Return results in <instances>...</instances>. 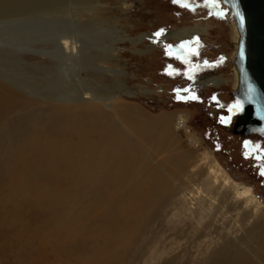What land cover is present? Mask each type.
Returning a JSON list of instances; mask_svg holds the SVG:
<instances>
[{
	"label": "rangeland",
	"instance_id": "rangeland-1",
	"mask_svg": "<svg viewBox=\"0 0 264 264\" xmlns=\"http://www.w3.org/2000/svg\"><path fill=\"white\" fill-rule=\"evenodd\" d=\"M218 2L90 0L88 5H75V9L67 4L64 9L35 18L38 22L24 19L14 23L15 39L28 49L19 57L22 79L27 86L36 82L42 89L37 95L42 96L40 99L28 98L31 89L27 86L24 94L21 92L20 107L27 111L28 120L34 117L40 121L44 117L50 121L49 125H63L65 120L79 119L84 110L96 106L101 114H108L113 128L126 135L143 154L147 163L144 175L154 169L171 190L165 191L167 195L163 193L160 206L150 207L138 222H133V230L127 227L130 223H120L118 229L129 235L125 236L124 248L116 249L113 244L119 239L114 235L117 230L109 235L101 228L94 230L99 224L95 217H99L104 207L103 201H99L98 184H90V188L86 183L73 190L74 178L58 172L53 181L47 172L48 163L39 168L42 169L39 174L19 176L12 172L22 164L14 156L7 153L4 156L0 146V264H211L223 248L228 249V242L245 253L250 264H264V252L259 255L255 252L260 241L254 238L259 232L264 233V176L260 175L264 170V139L230 132L234 111L231 95L234 72L229 62L232 40ZM186 28L204 30L192 39L200 40L199 56L189 57L194 68L192 80L186 75L189 65L176 58V49L185 41L165 44L172 46V57L166 54L165 45L143 55L140 51L152 42L133 43L143 34ZM60 31L64 39L58 44ZM9 59L7 65L11 69L15 59ZM213 76L223 80L219 87L193 93L199 97L196 101L177 99L176 89L189 88L202 77ZM82 89L94 91L98 101L80 103L78 100L84 98ZM145 89L148 94L143 93ZM52 92H63L65 102L58 101L63 100L61 97L46 99L48 95L52 97ZM60 106L65 112L55 114L53 109ZM133 109L153 119L171 118L168 133L171 140L160 152L145 145L122 121L120 112ZM114 111L120 113L117 112L118 117ZM180 118L185 120L176 124ZM106 135L112 134L107 131ZM245 142L249 144L247 149ZM206 153L212 154L210 160L205 159ZM179 160L185 164L183 169L177 167ZM215 163L222 170L217 184L212 183L214 180L208 174ZM238 186L249 189L254 200L237 199ZM31 187L34 190L30 191ZM38 189L40 193L59 191L60 205L33 206L41 197ZM142 198L145 200L144 195ZM91 203L93 211L86 208ZM51 214L60 221L51 222L56 219H48ZM75 218L83 220L78 224ZM100 224L104 228L105 220Z\"/></svg>",
	"mask_w": 264,
	"mask_h": 264
},
{
	"label": "bare ground",
	"instance_id": "bare-ground-1",
	"mask_svg": "<svg viewBox=\"0 0 264 264\" xmlns=\"http://www.w3.org/2000/svg\"><path fill=\"white\" fill-rule=\"evenodd\" d=\"M89 1L90 0H0V146L3 148L2 150L5 151H2L4 156L5 153H7V156L8 154L10 157L14 156L15 158H18V162L22 164L20 168L15 167V170H13L14 172H12L18 174L19 176L38 173L40 170H42L39 168H43L42 166L45 165V163H48L47 165H49V167L46 166L48 171L47 168L45 171L51 175L53 181L55 175L58 172L60 175L61 173L63 175H70L71 178L75 179H73L74 188L71 187L73 190L78 189L80 186L86 183L89 184V186L90 184H98L100 186V192H98L100 196L99 201H103L102 203L104 207L103 210H101L99 217H97L98 215L95 217L96 223L99 224L94 227V230L99 231L98 229L101 228L104 230V232H107L108 235L112 233V231L117 230L118 232L116 233L115 231L114 235H116L119 239L114 241L116 244H113V247L116 246L118 247L116 249H119L126 243L127 238L125 236L129 235V233L126 231L118 229L121 225L120 223H130V225L127 224V227H130V229L133 230L135 228L133 222L139 220L144 212L150 211V207L155 209V207L157 208L162 204L161 198L163 197V193H165L167 190H171L169 183L164 180L162 176H158L154 169L149 170L150 173L148 176L144 175L143 169L147 168V163L143 157V154L139 153L140 150L136 149L131 141L129 142V139L126 135L120 133L118 130L116 131L113 128V124H111L112 120H109V118L106 117L108 114H101L99 111L100 109L98 110L96 106H91L90 109L84 110L79 119L76 118L77 120L70 118L65 120L63 125L61 123L59 125H54L52 123L53 125L50 124L52 125L51 127L49 125L50 121L44 117H42L43 119L40 121L36 120L34 117L28 120L26 113L27 111L20 107V96H22L21 92L23 93V91H25V86L27 85L22 79V72H20V68L18 67L20 65L19 57L22 53L28 51V49L26 46L22 47L19 39H15V34L17 31L15 29L16 26L14 23L18 22L19 20L23 21L24 19L32 20L31 22H38L35 20V18L40 19L41 16H45L44 14L47 15V13L64 9L62 7H65L67 4H70V6H73L75 9V5H88ZM224 17L227 19V24L231 30L232 51L231 60H229V62L234 72V92L237 88V72L234 67L233 55L236 51L237 33L233 21L227 18V14H225ZM63 22L65 23V21ZM203 31L200 30V28H186L182 30L165 31L158 38L157 43H153V40L157 39L154 34H143L134 40L133 43H139L141 41L147 40L151 41V46H148L144 51H140V54L147 55L154 51L157 46H163L170 41H191L195 36L202 35ZM62 33L63 32L59 33L58 35H61ZM8 37H11L12 39L9 40ZM40 38L41 36L39 39ZM57 38L58 39L56 40L60 41L56 42L61 44V39L63 40L64 36L62 34ZM39 39H36V41ZM75 40L73 39V44L77 50L78 46L76 45ZM76 50L73 51L75 52ZM32 51L34 50H30V52ZM37 53L40 54V52ZM9 57L15 59V61L12 63L14 65H12L13 69L9 68L11 67L9 66L10 64L7 65V60H10ZM66 77L67 76L64 78ZM35 83L36 82H32L30 86H27L31 89V93L28 94V98L30 99H40L42 97L37 96L38 92L42 89L38 88L37 84ZM222 83V79H218L214 76L204 78L202 77L199 82L193 84L189 88L191 89L192 93H199L202 90H206L212 86L219 87ZM82 91L84 92L82 93L84 94V98L78 100L80 103L98 101V99L94 97V91H90L89 89H82ZM62 93L52 92V97H48V95L46 99L57 97H61L63 99ZM143 93L148 94L149 91L145 89ZM187 94L188 93L183 91L181 92L182 96ZM128 96H131V93H128ZM64 99L58 101L65 102ZM102 100L107 99H100V101ZM63 106L64 105H62V107ZM53 111L55 114H63L65 109L61 108L60 106L53 109ZM117 112L114 113L115 117H118ZM120 113L124 124L130 126L131 130H134L135 134L145 143V145L152 147L157 153L160 152L164 146H167V144L170 143L171 138L168 133L170 130L171 118L153 119L136 109L125 110L121 111ZM120 113L118 112V114ZM52 114L54 117H57L54 113ZM181 119H183V121L185 120L184 118H180L176 124H179ZM104 120H107V122ZM107 131L111 132L113 136H107ZM189 137L192 139L191 136ZM194 144L197 146L196 142ZM211 158L212 154H205L206 160H210ZM176 162L179 169L184 168L185 164L183 165L184 162H182V160ZM14 164L15 163H13V165ZM20 165L18 164V166ZM5 166L7 168V165ZM8 171L11 172L10 169ZM49 174L47 176H49ZM208 174L214 180L212 183L217 184L219 182V178H222L221 166L218 163H215L212 167H210ZM44 177L46 176L44 175ZM39 182L40 180L37 183L39 184ZM228 182L229 181L225 180L226 185L232 189L231 184ZM41 186L43 185L41 184ZM92 187H94V185ZM32 188L33 187H31L30 191L34 190V188ZM58 192L54 189L51 192L40 193V190L38 189L37 193L38 195H41V197L36 198V200L38 198L39 199L36 203L33 202V206L40 207V205H49L54 207L57 204L60 205L61 199L58 197L60 196ZM167 194L165 193V195ZM28 195H30V193ZM143 195L145 196V200H142ZM236 196L239 200H254L251 191L241 186L236 188ZM80 203L81 202H79V205ZM93 204L86 208L93 211ZM97 212L98 211H95L94 213L96 214ZM258 214L260 215L261 211ZM54 216L55 215L51 214L48 215L47 218H56L55 220H50L51 222L60 221L58 217L54 218ZM61 220H63V218ZM82 220L83 218H75L74 221L75 223L80 224ZM101 220H105L104 228L101 225L102 223L100 224ZM262 232H264V230ZM91 235L97 236L94 234V232H91ZM258 235H256V237L254 236L255 240L258 242L260 241V243H258L257 251H255L257 255L264 252V233L259 232ZM47 241H50V239H47ZM71 241L73 242L72 239L70 242ZM228 244L229 242L227 243L228 249H226V247L225 249L223 248L222 252L218 256H215L216 258L211 264H250L249 258L245 253H242L237 247L232 248L233 246L231 243L229 245Z\"/></svg>",
	"mask_w": 264,
	"mask_h": 264
},
{
	"label": "water",
	"instance_id": "water-1",
	"mask_svg": "<svg viewBox=\"0 0 264 264\" xmlns=\"http://www.w3.org/2000/svg\"><path fill=\"white\" fill-rule=\"evenodd\" d=\"M218 7L237 33V88L231 95L239 107H234L230 132L264 139V0H219Z\"/></svg>",
	"mask_w": 264,
	"mask_h": 264
},
{
	"label": "snow or ice",
	"instance_id": "snow-or-ice-1",
	"mask_svg": "<svg viewBox=\"0 0 264 264\" xmlns=\"http://www.w3.org/2000/svg\"><path fill=\"white\" fill-rule=\"evenodd\" d=\"M174 3L178 2V0H173ZM213 3H215V0H213ZM237 16H239V13H237ZM162 32L163 30H160V31H157L156 33H154V36L157 38L156 40H153V43H157L158 42V38L162 35ZM199 47H200V40L199 38H195L194 40L192 41H185V42H182L180 45H179V48L176 49V53H178V55H176V58L177 59H183V62L185 64H188L189 65V71L188 73H186L187 75V78L189 80H192V72L194 71V68L191 66V61L189 60V57H197L199 56ZM165 50H166V54L169 56V57H172L173 56V49H172V46L171 45H165ZM186 53V54H185ZM205 64L207 65V62H205ZM210 66V65H208ZM168 75H172L171 72L168 73ZM185 92V93H188L187 96H182L181 95V92ZM176 93H177V99H180V100H193V101H196L199 99V97H197L195 94L192 93L191 89L190 88H185L183 90L181 89H176ZM215 99V98H213ZM233 107H239V104L237 105H234ZM231 110V109H230ZM221 122H225L224 121V118H221ZM244 147L247 149L249 147V144L248 142H245L244 144ZM245 158H248V153L246 152L245 153ZM259 159V157H258ZM260 175L261 176H264V170H262L260 172Z\"/></svg>",
	"mask_w": 264,
	"mask_h": 264
},
{
	"label": "flooded vegetation",
	"instance_id": "flooded-vegetation-1",
	"mask_svg": "<svg viewBox=\"0 0 264 264\" xmlns=\"http://www.w3.org/2000/svg\"><path fill=\"white\" fill-rule=\"evenodd\" d=\"M230 126H231V125H230ZM230 126H229V127H230Z\"/></svg>",
	"mask_w": 264,
	"mask_h": 264
}]
</instances>
